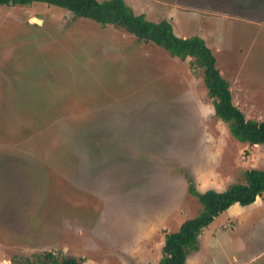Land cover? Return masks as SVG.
Wrapping results in <instances>:
<instances>
[{"label": "rangeland", "instance_id": "obj_1", "mask_svg": "<svg viewBox=\"0 0 264 264\" xmlns=\"http://www.w3.org/2000/svg\"><path fill=\"white\" fill-rule=\"evenodd\" d=\"M124 2L202 38L232 103L264 119V0ZM247 168L264 145L229 134L185 60L62 8L0 6V264H154L162 229L200 208L184 173L222 190ZM196 240L184 264H264V194Z\"/></svg>", "mask_w": 264, "mask_h": 264}, {"label": "trees", "instance_id": "obj_2", "mask_svg": "<svg viewBox=\"0 0 264 264\" xmlns=\"http://www.w3.org/2000/svg\"><path fill=\"white\" fill-rule=\"evenodd\" d=\"M34 2L65 9L73 17L86 18L101 26L120 28L132 34L137 41L150 42L169 56L185 60L188 68L200 75L206 95L211 100L213 115L225 123L229 134L240 143L264 145V119L245 118L232 103L229 84L220 75L213 54L199 36L178 37L168 20H149L143 13H134L124 0H0V6L29 5ZM184 178L186 191L196 198L199 211L193 217L182 220L175 231L162 229L160 256L154 264H184L187 253L197 248V235L218 213L233 203L249 205L264 192V169L261 168L243 170L241 182L229 183L220 191L212 188L198 191L187 173H184ZM80 263V257L45 251L37 264Z\"/></svg>", "mask_w": 264, "mask_h": 264}, {"label": "water", "instance_id": "obj_3", "mask_svg": "<svg viewBox=\"0 0 264 264\" xmlns=\"http://www.w3.org/2000/svg\"><path fill=\"white\" fill-rule=\"evenodd\" d=\"M28 21L36 25L40 23V20L35 17H31Z\"/></svg>", "mask_w": 264, "mask_h": 264}, {"label": "crops", "instance_id": "obj_4", "mask_svg": "<svg viewBox=\"0 0 264 264\" xmlns=\"http://www.w3.org/2000/svg\"><path fill=\"white\" fill-rule=\"evenodd\" d=\"M207 189H209V188H207ZM213 189V188H212ZM205 190V189H204ZM217 191H220V190H217ZM264 194V192L261 194V195H263ZM257 198H259V197H256L255 198V200L257 199ZM254 200V201H255ZM261 208H263V207H261ZM255 209V208H254ZM181 223V221L177 224V225H174V223L172 224L173 226H176V227H178V225ZM198 236V235H197ZM199 238H200V236H199ZM161 242H163V236H162V241ZM199 243V242H198ZM162 244V243H161ZM197 249V248H196ZM193 252H196V251H193ZM193 252H191V253H193ZM193 260V259H192Z\"/></svg>", "mask_w": 264, "mask_h": 264}]
</instances>
